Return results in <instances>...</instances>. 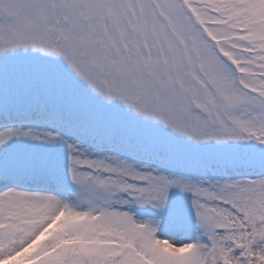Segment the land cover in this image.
Returning <instances> with one entry per match:
<instances>
[{"label":"snow or ice","instance_id":"6c2138e0","mask_svg":"<svg viewBox=\"0 0 264 264\" xmlns=\"http://www.w3.org/2000/svg\"><path fill=\"white\" fill-rule=\"evenodd\" d=\"M0 264H264V0H0Z\"/></svg>","mask_w":264,"mask_h":264}]
</instances>
